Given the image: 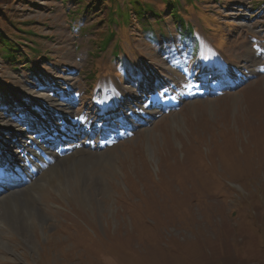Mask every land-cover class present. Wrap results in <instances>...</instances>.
<instances>
[{
    "label": "rangeland",
    "instance_id": "1",
    "mask_svg": "<svg viewBox=\"0 0 264 264\" xmlns=\"http://www.w3.org/2000/svg\"><path fill=\"white\" fill-rule=\"evenodd\" d=\"M139 1L0 0V264H264V0Z\"/></svg>",
    "mask_w": 264,
    "mask_h": 264
},
{
    "label": "trees",
    "instance_id": "2",
    "mask_svg": "<svg viewBox=\"0 0 264 264\" xmlns=\"http://www.w3.org/2000/svg\"><path fill=\"white\" fill-rule=\"evenodd\" d=\"M78 1L80 4V0ZM83 1L87 2V4H89L90 6H96L100 3L101 0H92V1L83 0ZM105 1L111 3L114 2V0H105ZM113 7L115 9H113ZM78 8L83 9V6H80ZM109 8L110 9L106 23L108 28L121 24L128 25L130 20V15L132 14V12L137 17L138 20H142V19L146 20L148 16L157 17V13H155L156 11L154 8H152L149 5L142 4L139 0H122V9L121 7L118 6V4H113L112 7ZM75 14H78V12L75 11ZM178 16H179L178 14L173 15L176 23L178 24V22H180L178 26H182L183 20L180 16L179 17ZM140 22H144V21H140ZM151 31L153 30L151 29ZM191 33L192 32L190 31L189 34ZM109 40L110 37L103 42V45L105 46L109 42ZM12 44H13L12 40L9 38L8 34L0 29V49L4 58H7V60H9L10 62H12L13 60L18 61L20 58L17 57V52L19 50L18 46H14ZM16 45L19 44L16 43ZM22 57H24V55Z\"/></svg>",
    "mask_w": 264,
    "mask_h": 264
},
{
    "label": "bare ground",
    "instance_id": "3",
    "mask_svg": "<svg viewBox=\"0 0 264 264\" xmlns=\"http://www.w3.org/2000/svg\"><path fill=\"white\" fill-rule=\"evenodd\" d=\"M68 124V123H67ZM42 144V143H41ZM43 145V144H42ZM80 145V144H79ZM75 147V146H74ZM67 148H69V147H67ZM84 148V147H83ZM38 149H40V148H38ZM73 149V148H72ZM75 149V148H74ZM78 150V149H77ZM83 150V149H82ZM32 150H31V148H28V147H26V148H23L22 149V152H23V155H25V156H27L28 158L26 159L25 158V160H23V162L24 163H26V164H28L27 163V160L29 159L30 160V158L31 157H29V155L31 156V154H30V152H31ZM34 151V150H33ZM81 151V150H80ZM50 152V151H49ZM20 153V152H19ZM72 153V152H71ZM85 153H87V152H85ZM164 153V152H163ZM21 156V155H20ZM101 156V155H100ZM90 157V156H89ZM98 157V156H97ZM49 158V157H48ZM55 158V157H54ZM59 158V157H58ZM94 158V157H93ZM101 158H102V156H101ZM105 158V157H104ZM85 159V158H84ZM89 159V158H88ZM80 160H82V159H80ZM105 160V159H104ZM103 160V161H104ZM124 160V159H123ZM16 161V160H15ZM30 161H33V163L31 164V166L33 167V169H36V168H38V167H40V165H38L37 163H36V166L34 165L35 163H34V160L33 159H31ZM55 161V160H54ZM14 162V161H13ZM86 162H88L87 160H86ZM25 164V165H26ZM44 164V163H43ZM61 164V163H60ZM77 164V163H76ZM79 164V163H78ZM77 164V165H78ZM66 165V164H65ZM72 165V164H71ZM96 165V164H95ZM44 166V165H43ZM35 167V168H34ZM73 167V166H72ZM41 169H42V166H41ZM44 169V168H43ZM42 169V170H43ZM52 169V168H51ZM50 169V170H51ZM55 169V168H54ZM62 169V168H61ZM32 170V169H31ZM40 169H38L37 170V172H40L39 171ZM73 170V169H72ZM55 171V170H54ZM75 171V170H74ZM82 171V170H81ZM84 171V170H83ZM29 172V171H28ZM64 172V171H63ZM73 171H71V173H72ZM78 172V171H77ZM80 172V171H79ZM27 173V172H26ZM65 173V172H64ZM46 174V173H45ZM57 174V173H56ZM74 174V173H73ZM88 174V173H87ZM90 174V173H89ZM36 175V174H35ZM54 175H55V173H54ZM93 175V174H92ZM85 176V175H84ZM55 177V176H54ZM58 177H60V176H58ZM94 177V176H93ZM98 177V176H97ZM100 177V176H99ZM42 178V177H41ZM49 178V177H48ZM59 179V178H58ZM85 179V178H84ZM49 180H50V178H49ZM48 180V181H49ZM56 180V179H55ZM74 180V179H73ZM82 180V179H81ZM88 180V179H87ZM99 180V179H98ZM30 181V180H29ZM34 181V180H33ZM32 181V182H33ZM46 181V180H45ZM61 181V180H60ZM85 181V180H84ZM100 181V180H99ZM59 182V181H58ZM102 182V181H101ZM37 183V182H36ZM62 183V182H61ZM35 184V183H34ZM31 185V184H30ZM58 185V184H57ZM60 185V184H59ZM63 185V184H62ZM84 185V184H83ZM95 185V184H94ZM94 185H92V186H94ZM97 185V188H98V186H99V188H102L103 189V186L104 185H102V184H100V183H98V184H96ZM106 185V184H105ZM28 186V185H27ZM26 186V187H27ZM47 186V185H46ZM59 187V186H58ZM80 187V186H79ZM87 187V186H86ZM24 188V187H23ZM43 189H45L44 187H42ZM49 188V187H48ZM68 188V187H67ZM31 189H33V188H31ZM109 189V188H108ZM22 190V188L20 187V189H17V190H11L10 188L9 189H7V191H4V192H2L1 193V195H0V201H3V200H5L6 199V197L7 198H16V197H18V198H16L19 202H18V204H19V209L18 210H16V212L17 211H19V210H21L22 209V205L21 204H24L25 203V201L24 202H22V200H23V198H21L22 196H24L23 195V191H21ZM24 190H26V189H24ZM61 190H63V189H61ZM85 190V189H84ZM93 190H95V187H93ZM27 191V190H26ZM86 191V190H85ZM84 191V192H85ZM109 191V190H108ZM25 192V191H24ZM100 192H103V191H100ZM99 192V193H100ZM8 193H11V194H9L8 195ZM43 194V193H42ZM82 194V193H81ZM90 194V193H89ZM106 194V193H105ZM41 195V194H40ZM108 195V194H107ZM86 198H87V195L85 196ZM26 199L28 198V196L27 197H25ZM26 199H24V200H26ZM31 199H32V197H31ZM96 199V198H95ZM9 200V199H8ZM34 200V199H33ZM16 201V200H15ZM29 201V200H28ZM17 202V201H16ZM27 202V201H26ZM28 203V202H27ZM26 203V204H27ZM83 203H84V201H83ZM3 204V203H2ZM25 205V204H24ZM29 205V204H28ZM41 205V204H40ZM1 206V205H0ZM11 206V205H10ZM43 206V205H42ZM15 207V206H14ZM25 207H27L28 209H24L23 211H24V215L25 216H29L30 215V213L31 214H33V213H36L37 214V216L40 218V220H41V222L43 221V219H44V216L43 215H41L37 210H35V208L33 207V206H31V205H29V206H25ZM8 208V207H7ZM18 208V207H17ZM11 209V208H10ZM2 210V209H1ZM4 210V209H3ZM6 210V209H5ZM8 210V209H7ZM39 210V209H38ZM42 211V210H41ZM40 211V212H41ZM15 212V213H16ZM11 213V212H10ZM18 213V212H17ZM4 214V213H3ZM19 215H20V212L18 213ZM11 215H13L12 213H11ZM17 215V214H16ZM14 216V215H13ZM33 216V215H32ZM17 218V217H16ZM20 218V217H19ZM36 218V217H35ZM43 218V219H42ZM46 218H47V216H46ZM21 219V218H20ZM17 221H18V219H16ZM15 220V221H16ZM32 220V219H31ZM36 220V219H35ZM38 220V219H37ZM34 225V224H33ZM5 226V225H4ZM8 226V225H7ZM19 226V225H18ZM22 226V225H21ZM42 226V225H41ZM1 227V226H0ZM14 227V226H13ZM15 227H16V225H15ZM27 227H28V229H27ZM2 228V227H1ZM22 228H24V230H26L27 229V231H33V230H31V228H32V222L30 221V222H28L27 223V226H23ZM4 229V228H3ZM7 229V228H6ZM33 229V228H32ZM3 232L4 230H0V232ZM14 231V230H13ZM17 232V231H16ZM20 232V231H19ZM23 234H24V232H23ZM31 234V233H30ZM35 234V233H34ZM2 235V234H1ZM22 236V235H21ZM4 242V241H3Z\"/></svg>",
    "mask_w": 264,
    "mask_h": 264
}]
</instances>
